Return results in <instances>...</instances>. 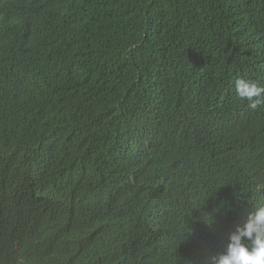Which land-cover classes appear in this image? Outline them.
<instances>
[{
  "label": "trees",
  "instance_id": "trees-1",
  "mask_svg": "<svg viewBox=\"0 0 264 264\" xmlns=\"http://www.w3.org/2000/svg\"><path fill=\"white\" fill-rule=\"evenodd\" d=\"M240 77L264 0H0V264H213L264 207Z\"/></svg>",
  "mask_w": 264,
  "mask_h": 264
},
{
  "label": "clouds",
  "instance_id": "clouds-1",
  "mask_svg": "<svg viewBox=\"0 0 264 264\" xmlns=\"http://www.w3.org/2000/svg\"><path fill=\"white\" fill-rule=\"evenodd\" d=\"M234 83L236 95L248 101L250 108L264 105V86L245 77ZM213 264H264V207L250 214L244 227L230 236L226 251Z\"/></svg>",
  "mask_w": 264,
  "mask_h": 264
}]
</instances>
